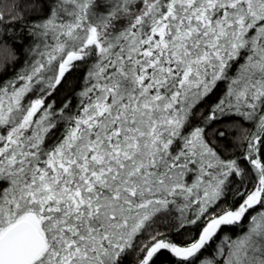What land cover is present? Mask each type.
Wrapping results in <instances>:
<instances>
[{
	"label": "snow or ice",
	"instance_id": "obj_1",
	"mask_svg": "<svg viewBox=\"0 0 264 264\" xmlns=\"http://www.w3.org/2000/svg\"><path fill=\"white\" fill-rule=\"evenodd\" d=\"M164 252L264 264V0H15L0 11V264Z\"/></svg>",
	"mask_w": 264,
	"mask_h": 264
},
{
	"label": "trees",
	"instance_id": "obj_2",
	"mask_svg": "<svg viewBox=\"0 0 264 264\" xmlns=\"http://www.w3.org/2000/svg\"><path fill=\"white\" fill-rule=\"evenodd\" d=\"M14 2H15V0H0V11H3V12L10 11ZM77 75L78 74H73V76H70L69 77V84L66 85L64 88H61L60 91L57 93L56 99L58 100V102L60 100H62L65 96L71 95V93L68 91V89H70L76 83L75 77ZM223 88H224V85L221 84L220 90H218L217 93L215 95H213L207 101V104L213 103L216 100V97L218 95H220V91ZM207 104L205 105V108L207 107ZM241 151H242V149L233 147V148L227 149L224 154H225V156H234V157L239 159L238 153H240ZM241 166L242 167H251L250 165H248L246 162H243V161H241ZM198 231H199L198 229L194 230L192 233V236L194 237L196 234H198ZM225 231H227V229H225ZM173 238L178 242H183L189 238V234L188 233H181L179 235L174 236ZM217 242H219V241H217ZM211 251H212V247H209L208 252H211ZM205 256H207V253H205ZM157 264H174V261H173L172 257L167 252H164L159 256V259L157 260Z\"/></svg>",
	"mask_w": 264,
	"mask_h": 264
}]
</instances>
